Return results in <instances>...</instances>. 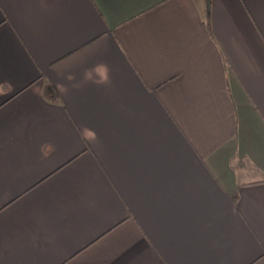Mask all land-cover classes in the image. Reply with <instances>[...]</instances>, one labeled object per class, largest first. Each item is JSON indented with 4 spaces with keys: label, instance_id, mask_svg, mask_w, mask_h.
<instances>
[{
    "label": "crops",
    "instance_id": "crops-1",
    "mask_svg": "<svg viewBox=\"0 0 264 264\" xmlns=\"http://www.w3.org/2000/svg\"><path fill=\"white\" fill-rule=\"evenodd\" d=\"M0 264H264V0H0Z\"/></svg>",
    "mask_w": 264,
    "mask_h": 264
}]
</instances>
